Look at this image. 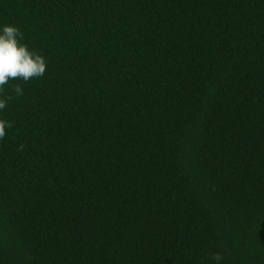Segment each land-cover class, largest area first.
I'll return each mask as SVG.
<instances>
[{"label": "trees", "instance_id": "1", "mask_svg": "<svg viewBox=\"0 0 264 264\" xmlns=\"http://www.w3.org/2000/svg\"><path fill=\"white\" fill-rule=\"evenodd\" d=\"M5 25L46 71L0 90V264H264V0H0Z\"/></svg>", "mask_w": 264, "mask_h": 264}, {"label": "clouds", "instance_id": "2", "mask_svg": "<svg viewBox=\"0 0 264 264\" xmlns=\"http://www.w3.org/2000/svg\"><path fill=\"white\" fill-rule=\"evenodd\" d=\"M23 39V33L19 28L11 25H5L0 34V90L8 84L10 80L22 79L28 82L31 79L40 78L46 71V60L43 56L30 51L26 45L20 44ZM12 88L16 96L23 95V88L19 84H13ZM11 96L0 99V109H4L7 100ZM12 122L0 120V139L6 135V128H12ZM23 150L24 145L19 146ZM216 261V264L222 260L219 253L212 254L210 257Z\"/></svg>", "mask_w": 264, "mask_h": 264}]
</instances>
